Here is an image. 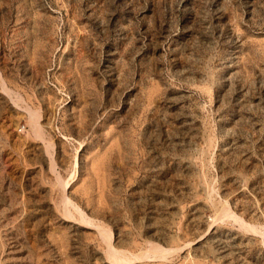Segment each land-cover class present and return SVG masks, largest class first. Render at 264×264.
I'll return each instance as SVG.
<instances>
[{"label": "rangeland", "instance_id": "374dc122", "mask_svg": "<svg viewBox=\"0 0 264 264\" xmlns=\"http://www.w3.org/2000/svg\"><path fill=\"white\" fill-rule=\"evenodd\" d=\"M110 246L264 264V0H0V264Z\"/></svg>", "mask_w": 264, "mask_h": 264}, {"label": "bare ground", "instance_id": "6f19581e", "mask_svg": "<svg viewBox=\"0 0 264 264\" xmlns=\"http://www.w3.org/2000/svg\"><path fill=\"white\" fill-rule=\"evenodd\" d=\"M35 113H31L30 115H32V117H33V115H34ZM35 116V115H34ZM31 117V118H32ZM36 117V116H35ZM35 119V118H34ZM33 124H31V125H33V127H34V122H32ZM37 123V122H36ZM37 128H38V126H37ZM36 128V131L37 130H39V129H37ZM35 131V130H34ZM36 131H35V133H36ZM37 133H39L38 131H37ZM67 184L66 183H64V185H63V189L65 188V186H66ZM66 200H68V198L67 197H65V201ZM68 202V201H67ZM66 204V203H65ZM67 217H68V215H66ZM85 222V221H84ZM88 225V224H87ZM99 231H100V233L105 237V241L107 242V243H109V240H110V237H108L107 236V234H106V232L102 229V228H99ZM108 254H109V258H110V260H111V262L113 263V264H130V263H132L135 259H139V258H142V257H140V256H136V255H126L124 252H122L121 250L120 251H118V250H116V249H113L111 246L109 247V250H108ZM163 255V254H162ZM144 256V255H143ZM148 257V256H147ZM153 257V256H152Z\"/></svg>", "mask_w": 264, "mask_h": 264}]
</instances>
